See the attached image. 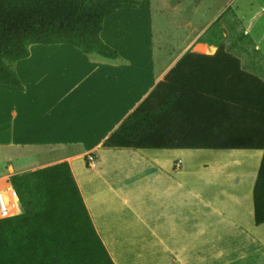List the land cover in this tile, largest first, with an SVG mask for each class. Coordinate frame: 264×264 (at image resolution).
I'll use <instances>...</instances> for the list:
<instances>
[{"label":"crops","instance_id":"crops-1","mask_svg":"<svg viewBox=\"0 0 264 264\" xmlns=\"http://www.w3.org/2000/svg\"><path fill=\"white\" fill-rule=\"evenodd\" d=\"M124 9L129 8L104 19L100 36L128 63L85 55L65 43L32 44L29 56L15 63L24 89L0 84V179L6 176L11 188L14 173L67 161L115 264H264V259L244 258L243 238L246 210L252 234L264 231V222L254 219V187L264 149H235L250 150L244 161L252 162L234 169L205 163L196 167L192 153L202 149L103 145L186 50L215 52L194 34L181 54L147 72L150 52L143 47L123 53L114 31L104 36L107 21L122 20ZM69 118H75L80 132L67 133ZM91 130L94 136L86 134ZM259 188L264 190L263 181ZM262 241H255L253 250Z\"/></svg>","mask_w":264,"mask_h":264},{"label":"trees","instance_id":"trees-1","mask_svg":"<svg viewBox=\"0 0 264 264\" xmlns=\"http://www.w3.org/2000/svg\"><path fill=\"white\" fill-rule=\"evenodd\" d=\"M141 1L0 0V84L24 89L15 63L29 56L32 44L65 43L85 55L120 61L117 49L100 36L103 21L117 9H134ZM219 31L223 33L218 18L206 28L207 39L218 40ZM235 37L226 49L239 41L253 44L244 31ZM197 42L206 41L200 36ZM210 57L186 50L103 145L264 149V78L241 68L233 71L228 61L220 75L217 69L198 68L199 59ZM191 58L197 60L195 65ZM193 67L196 73L189 71ZM9 180L20 212L0 218V264H115L67 161L14 173ZM262 181L264 158L254 187L256 223L264 222ZM3 186L0 181V189Z\"/></svg>","mask_w":264,"mask_h":264},{"label":"rangeland","instance_id":"rangeland-1","mask_svg":"<svg viewBox=\"0 0 264 264\" xmlns=\"http://www.w3.org/2000/svg\"><path fill=\"white\" fill-rule=\"evenodd\" d=\"M135 9H124L126 12L121 15L124 16L122 20L119 17V21H107L104 36L109 38L110 35H113L109 32L114 31V35L118 39L117 43L122 47L123 53L136 52L143 47L147 53L150 52L152 59L146 61L147 72L153 68L162 69V64L175 58L179 53L181 54L186 42L196 34V37L203 36L205 41L212 43L215 47V54L212 53L214 49L209 48V53H211L209 59H199L198 68L206 67L211 71L217 69L215 73L220 75L224 69L223 62L228 61L233 71L241 68L244 72L259 73L264 78V0H143L142 7L133 11ZM216 15L220 19L223 33L219 31L220 38L210 41L207 39L205 29ZM242 31L249 35L253 44L239 41L232 49H226L231 40ZM190 49L194 52L193 47ZM201 54L207 55L205 52ZM194 59L189 60L190 64L196 63L197 60ZM120 61L124 60L121 58ZM124 62L128 63L129 61ZM213 64L214 66L211 67ZM196 68L193 67L189 71L196 73ZM73 115L77 118L80 115V110H74ZM74 121L75 118L67 120V124L72 125V128L67 130L69 134L80 132L79 126L75 125ZM86 125L88 126V123ZM94 132L91 130L86 134L94 136ZM72 150L70 149V151ZM250 153V150L202 149L195 150L192 154L195 157L196 167H202L205 163L213 168L237 169L248 167L252 161H244V158L249 157ZM81 162L87 168L83 158ZM133 171H136L135 168ZM196 178L202 179L200 176H196ZM5 179H7L6 176L0 181L4 184ZM225 181L230 180L226 178ZM6 183L8 184L7 180ZM227 189L228 186L224 187V190ZM174 191H176L175 187L168 193L172 194ZM215 193L224 194L217 190ZM233 197L235 198L234 195ZM237 197L241 198L240 192L237 193ZM244 223V258L264 259V231L259 235L252 234V232L254 233L252 218L247 210L244 215ZM261 239H263L261 246L258 245L257 248L256 245L253 250L254 242Z\"/></svg>","mask_w":264,"mask_h":264},{"label":"bare ground","instance_id":"bare-ground-1","mask_svg":"<svg viewBox=\"0 0 264 264\" xmlns=\"http://www.w3.org/2000/svg\"><path fill=\"white\" fill-rule=\"evenodd\" d=\"M4 185L5 186L1 187L0 193L3 197V199L5 200V202L8 203L7 205H8V208L10 209V211L17 213L18 211H20V205L17 202V196L14 195V193L12 191L5 192V189H6L5 187L9 186L6 183V180H4Z\"/></svg>","mask_w":264,"mask_h":264},{"label":"built area","instance_id":"built-area-1","mask_svg":"<svg viewBox=\"0 0 264 264\" xmlns=\"http://www.w3.org/2000/svg\"><path fill=\"white\" fill-rule=\"evenodd\" d=\"M86 159L88 161H91V160H93V156L91 154H89L86 156ZM5 188H6L5 192L12 191L14 193V195H16L13 189L9 188L8 186H6ZM17 202H18V199H17ZM7 204L8 203L5 202V200L3 199V197L0 193V218H4V217L19 213V211L17 213L10 211ZM18 204H19V202H18Z\"/></svg>","mask_w":264,"mask_h":264}]
</instances>
